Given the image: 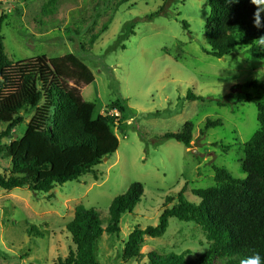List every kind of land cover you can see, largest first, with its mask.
Instances as JSON below:
<instances>
[{
  "label": "rangeland",
  "instance_id": "obj_1",
  "mask_svg": "<svg viewBox=\"0 0 264 264\" xmlns=\"http://www.w3.org/2000/svg\"><path fill=\"white\" fill-rule=\"evenodd\" d=\"M162 4L163 0H0L5 51L13 63L28 62L30 70L41 56L75 54L95 75L93 83L79 86L83 98L96 103L102 115L120 114L112 107L118 100L126 108L112 126L119 149L96 166L95 173L49 193L0 187V264H58V258L69 253L67 226L75 208H97L106 228L112 201L135 181L145 187L142 200L134 212L122 216L119 235L104 232L96 252L101 264H151L149 254L172 253H185L188 262L200 264L209 254L211 242L201 226L171 217L164 235L145 237L141 258L121 256L134 227L158 224L167 198H172L169 206L177 203L180 193L199 202L194 191L216 185V167L246 177L244 144L260 128L264 59L246 51L223 58L205 53L211 37L206 26L209 0H177L168 14L145 18ZM97 6H102L100 13ZM260 13L264 17V10ZM6 77L12 84L10 70ZM252 81L260 86H245ZM70 84L75 86L74 81ZM189 91L206 98L188 100ZM12 99L8 94L3 101ZM33 116L14 129L16 139L25 135ZM208 119H221L223 125L206 129ZM186 122L193 124L189 147L161 139L167 132L181 131ZM46 147L40 134H34L30 157ZM76 161L75 152H60L52 168L70 170ZM1 164L9 173L10 159L4 156Z\"/></svg>",
  "mask_w": 264,
  "mask_h": 264
},
{
  "label": "trees",
  "instance_id": "obj_2",
  "mask_svg": "<svg viewBox=\"0 0 264 264\" xmlns=\"http://www.w3.org/2000/svg\"><path fill=\"white\" fill-rule=\"evenodd\" d=\"M177 0H163L160 8L145 16L154 19L168 14V7ZM106 5V4H105ZM210 14L206 21L210 38L205 53L223 58L231 53L246 51L253 57L264 59V17L255 23L258 6L252 0H209ZM102 6H97L100 13ZM4 18L0 17V187L5 190L26 187L34 193H49L58 185L78 181L88 173H95L105 157L119 149L120 139L112 126L125 112V104L118 100L113 104L120 114L102 115L96 103L86 101L79 86L95 81L90 67L75 54L61 57L37 58L32 69L29 64H15L7 56L2 35ZM183 26L188 28L185 20ZM134 26V23H132ZM11 71L12 84L6 73ZM74 81L75 86L70 82ZM260 86L257 81L245 86ZM12 101L4 102L5 95ZM188 100H203L206 97L189 91ZM252 96L248 95L247 101ZM226 106L227 101H219ZM34 114L25 135L15 138L14 129L22 126L28 115ZM10 117L4 128L1 127ZM260 128L244 144L242 169L245 178L235 177L227 168L216 167V185L196 189L200 199L193 202L178 195L173 206L167 198L157 225L145 228L136 226L128 236L122 250V259L141 258L145 237H160L169 227L171 217L181 221L195 222L211 242L209 254L200 264H240L242 259L260 253L264 257V102L258 105ZM221 119H208L206 129L222 126ZM193 124L186 122L182 130L165 133L161 139H175L191 145ZM39 133L47 145L39 154L32 155L31 140ZM10 139L11 142H5ZM60 152H75L76 163L72 169L57 171L52 168L54 158ZM11 161L9 173L4 172L1 159ZM97 175L95 174V177ZM145 192L143 183L133 182L126 193L117 196L109 207V224L102 226L100 211L83 204L75 208L74 220L68 224L71 235L69 253L58 258V264H101L97 259V245L104 232L119 235L121 218L134 212ZM151 264H194L188 262L185 253L169 256L149 254Z\"/></svg>",
  "mask_w": 264,
  "mask_h": 264
},
{
  "label": "clouds",
  "instance_id": "obj_3",
  "mask_svg": "<svg viewBox=\"0 0 264 264\" xmlns=\"http://www.w3.org/2000/svg\"><path fill=\"white\" fill-rule=\"evenodd\" d=\"M230 3H239V0H229ZM254 4L260 6L255 14V23L257 26H260L261 18L260 11L264 10V0H252ZM240 264H264V257L260 255V253H254L253 255L247 257L246 259H242Z\"/></svg>",
  "mask_w": 264,
  "mask_h": 264
},
{
  "label": "water",
  "instance_id": "obj_4",
  "mask_svg": "<svg viewBox=\"0 0 264 264\" xmlns=\"http://www.w3.org/2000/svg\"><path fill=\"white\" fill-rule=\"evenodd\" d=\"M17 136V135H16ZM108 159V157H105V159L104 160H107Z\"/></svg>",
  "mask_w": 264,
  "mask_h": 264
}]
</instances>
